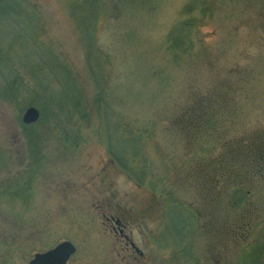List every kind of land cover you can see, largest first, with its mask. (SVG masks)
Listing matches in <instances>:
<instances>
[{"label": "rangeland", "instance_id": "obj_1", "mask_svg": "<svg viewBox=\"0 0 264 264\" xmlns=\"http://www.w3.org/2000/svg\"><path fill=\"white\" fill-rule=\"evenodd\" d=\"M77 1L25 0L29 45L0 20L18 63L11 78L58 89L47 67L31 70L48 56L86 109L28 125L27 106L0 95V264H27L64 240L75 247L65 264H243L253 250L264 264V0H102L105 78L81 36L94 3L73 17ZM184 20L190 35L176 48L168 35ZM103 84L112 118L102 123ZM4 85L0 76V93ZM107 146L119 156L140 147L149 165L140 184ZM236 186L247 191L241 203L230 199ZM171 198L198 215L189 255L174 239L182 208Z\"/></svg>", "mask_w": 264, "mask_h": 264}, {"label": "trees", "instance_id": "obj_2", "mask_svg": "<svg viewBox=\"0 0 264 264\" xmlns=\"http://www.w3.org/2000/svg\"><path fill=\"white\" fill-rule=\"evenodd\" d=\"M82 1L83 0L77 1L76 4L73 3L71 5L70 12L73 17H75L76 14L78 13L77 6H80ZM86 1H92L94 3L93 10L95 11L96 9V12H95L96 16L92 23V32L90 33L91 35L90 34L87 35L85 31L84 32L81 31V36L83 40L85 41V45H87L88 43V48L85 49V54L88 51H93V53L95 54V56L98 58L100 62V67L98 68V71L100 72V74L102 73V75L105 78L106 76L104 72H102V69H101L104 64L103 59L105 58H103L104 56L99 52V48L95 44L96 19L99 13L98 10L102 8L101 3L103 1L102 0H86ZM185 9L186 11H189L191 7L188 5L185 7ZM31 12L32 11L30 7L28 6L27 2H25V0H0V20L6 21V23H8L9 25L11 23L10 30H13L11 32L13 35V38L12 36L11 38L15 40L20 39L22 42L28 45H29V40H30V36H29L30 34L29 29L31 27L30 21L32 22V20H30ZM191 25H192L191 22L184 20L181 23H178V25L169 33L168 38L169 40L173 41L172 45L174 47L180 48L182 47V45L184 46L185 41L189 38L190 33H188L189 31L187 30H189L188 28ZM3 46L4 45L2 44L1 39H0V76L5 81V85L2 89V92L0 93L2 97L8 99L12 104L13 103L16 105L18 104L21 110H23L26 106L28 107L30 105L35 104L33 106H35L39 110L40 115L46 116L45 114H48V115L50 114L54 119L57 118L59 124H61L60 122L63 119L70 120V117L72 116L71 113L72 114L78 113L81 115V113L86 111L85 107L83 106V101L80 98L79 94L75 93L76 92L74 90L75 85L72 86L73 83L70 81V75H68L67 72H62V71L59 72V70L56 68V62L53 63V61L49 59L50 57L48 58V56L47 57L41 56L42 57L41 58L37 54V51L35 50L34 52L38 56V57L36 56L38 61L33 64L35 67H31L32 71L34 70L38 71L39 69L43 67H47L49 73H51V75L54 78L56 75H58L56 76L58 77V86H59L58 89H52L48 91L50 88L47 87L43 79H36V80L33 79V82H34L33 85H29L26 82H22L20 79L11 78L13 75L12 74L13 68H15V66H17L18 63L15 62L16 60L14 58V54H10V50H9L10 47L6 49ZM87 70L89 71L88 66H87ZM104 84L100 88H97L98 90L96 92L97 94L96 99L100 103L104 100L103 99ZM43 89H44V92H42ZM103 103H104V108L101 109L102 123L103 121H107L108 119L112 118V112L109 109V105L107 101L106 102L103 101ZM185 120L186 119H183V121ZM186 122L188 121L186 120ZM117 126H118V131H119V128H120L119 121L117 122ZM134 131H137V130L135 129H133V131L130 130V132L132 133H134ZM199 132L200 130L198 129L196 133H199ZM33 136H34V133L32 132V130H29L28 135H27L28 139L29 140L32 139ZM199 137H195V138L198 139ZM138 148L140 149V147ZM139 149L136 150L135 152L125 151L123 156L122 155L119 156L113 151H111L110 148L108 147V150L111 156H113L114 160L117 163H119V165L124 170H126L129 174L134 175L136 177V180L140 184V182H142V178L145 177L144 175L149 165L146 162V158L144 157V155ZM128 153H130L133 159L138 158V161L139 162L141 161L144 167L136 170V167L134 168L130 166L132 164L128 162V159L126 157V154ZM246 192L247 191L245 189L240 188V186H236L232 190L230 199H232L235 202L241 203L245 195H247ZM163 193L166 194L167 197H169L167 193L165 192ZM173 198H171L170 200L171 206L180 205L182 208V211L181 210L175 211V218L180 221L181 225H180L179 232H176L178 234L177 237L172 234L171 236H174L175 242L177 243V246L179 247V249L182 252L184 253L186 252V254L189 255V252L191 250L188 249V244L184 242L186 241L184 237L187 234H189L190 230H193L192 228L194 226H196L194 223L196 222L198 215L192 207L182 202H178L177 200L174 201ZM168 225H169V219L167 221V227ZM166 235L168 236L169 233H166ZM257 258H258L257 251L253 250L251 253H248L243 264H258Z\"/></svg>", "mask_w": 264, "mask_h": 264}, {"label": "water", "instance_id": "obj_3", "mask_svg": "<svg viewBox=\"0 0 264 264\" xmlns=\"http://www.w3.org/2000/svg\"><path fill=\"white\" fill-rule=\"evenodd\" d=\"M39 110L30 105L26 107L22 114L24 123H32L39 118ZM75 251L73 244L67 240L61 241L53 248L43 252H37L30 259L28 264H64Z\"/></svg>", "mask_w": 264, "mask_h": 264}, {"label": "flooded vegetation", "instance_id": "obj_4", "mask_svg": "<svg viewBox=\"0 0 264 264\" xmlns=\"http://www.w3.org/2000/svg\"><path fill=\"white\" fill-rule=\"evenodd\" d=\"M118 232H120V233H121V232H122V230L120 229V230H118Z\"/></svg>", "mask_w": 264, "mask_h": 264}]
</instances>
